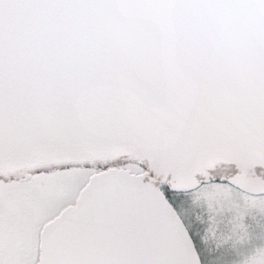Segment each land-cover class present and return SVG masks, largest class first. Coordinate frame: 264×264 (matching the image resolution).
Wrapping results in <instances>:
<instances>
[{"label":"snow or ice","instance_id":"obj_1","mask_svg":"<svg viewBox=\"0 0 264 264\" xmlns=\"http://www.w3.org/2000/svg\"><path fill=\"white\" fill-rule=\"evenodd\" d=\"M0 264H264V0H0Z\"/></svg>","mask_w":264,"mask_h":264}]
</instances>
